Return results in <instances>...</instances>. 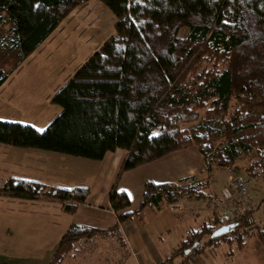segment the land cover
<instances>
[{
  "label": "trees",
  "instance_id": "trees-1",
  "mask_svg": "<svg viewBox=\"0 0 264 264\" xmlns=\"http://www.w3.org/2000/svg\"><path fill=\"white\" fill-rule=\"evenodd\" d=\"M89 1L112 13L113 34L53 94L50 102L60 113L43 132L0 121V144L92 161L123 150L118 176L193 147L206 177L145 181L132 210L126 192L113 183L107 200L115 224L107 229L70 224L47 264H62L82 240L118 233L133 218L142 221L146 206L218 200L202 191L214 168L244 161L248 175L264 178V0H0V23L2 13L9 21L6 46L21 63ZM181 29L184 36L178 35ZM7 79L0 69V87ZM190 120L198 123L182 129ZM89 193L88 187L64 189L17 177L0 188L2 197L50 201L68 215ZM236 208L238 217L228 222L226 214L212 211L187 232L177 253L184 255L205 237L212 246H228V256L242 250L259 229L252 214ZM222 226L230 227L228 233L212 238ZM258 238L263 241L261 234Z\"/></svg>",
  "mask_w": 264,
  "mask_h": 264
},
{
  "label": "rangeland",
  "instance_id": "rangeland-1",
  "mask_svg": "<svg viewBox=\"0 0 264 264\" xmlns=\"http://www.w3.org/2000/svg\"><path fill=\"white\" fill-rule=\"evenodd\" d=\"M2 16L3 19L0 23V69L8 75V79L0 87V121H11L27 124L35 129H44L60 113V108L50 102L51 97L73 75L74 71L100 48L105 39L113 34L115 18L99 2L89 1L82 4L68 14L52 34L20 63L17 51L8 48V43L6 46L5 39L8 36L9 21L5 13H2ZM186 33L185 29H181L178 35L184 36ZM197 123L198 121L190 120L186 124H182L181 128L187 129L196 126ZM182 151V164L177 165L176 168L181 165L183 168L191 161V154H196L193 147L177 152ZM106 155L105 160L101 162L0 144V188L8 177L20 178L21 175H29L40 177L49 182L50 185L64 189L88 187L92 194L97 195L99 193L105 195V190L116 183L118 190L128 191L127 193L133 199L136 195L134 185L140 183L143 177L151 176L155 179L157 175L162 176L154 171L152 162L118 176L120 154L110 152ZM245 165L244 161H239L237 164L226 168H214L209 177L208 186L202 191L206 194L216 195L218 200L186 199L182 201L181 203L185 202V204H181V207L186 212L185 217L180 219L183 225H177V222L176 226L174 223L171 234L154 233V229L150 226L154 219L150 216L146 222V228L140 233L142 238L149 240L151 239L150 233H152L154 237L153 246L157 249L162 248V251L165 249L164 251L167 252L169 248L172 249L182 239L185 233V225L189 223L192 225L196 221L193 224V227H196L203 221L207 213L214 210L221 213L222 216L227 215L232 208L222 204V191L228 189L230 180L247 182L244 188L240 186L236 188V192L239 194L237 199L241 198V201L239 200L241 204L248 208L244 211L253 215L254 224L260 232H263L261 234L263 236L264 178L253 176L251 173L248 175L243 169ZM197 167L198 173H196V177L192 178H205L206 175L200 171L203 169L200 156L197 160ZM1 197L0 264H47L62 231H64L63 225L70 220L69 215L58 214L54 210H50L52 207H42L40 203L35 202L36 206L24 203L21 206L10 202L14 198L6 201L9 197ZM236 210L234 212L239 215ZM192 212H194V217H192ZM197 214L201 219L195 220ZM103 216L107 218L108 215L104 214ZM125 234L126 238L120 236L118 239L109 240L119 243L118 259L120 262L117 263L116 261L115 264H136L133 258H128L130 248L127 242L130 239V234L127 233L126 229ZM122 239L126 245L121 243ZM254 243L264 254V241L260 243L255 235L250 234L246 239V251L242 253L243 255L234 261H228L227 264H241L239 260L243 262L244 259L250 264H264L260 261L259 252ZM206 246L204 253L210 254L211 258L214 259L213 261H218L217 255L211 252V247ZM223 249L226 250V247L223 246ZM220 250L221 248H218V251ZM78 252L80 255H77ZM83 253L84 251L78 248L72 252L69 261L72 264H87L86 256L81 255ZM183 257L182 260L176 259L175 264L180 260L182 261L180 264H194L192 260ZM247 257H252V259L249 260ZM101 259L102 262H99ZM106 259L107 257H100L96 260V264H109ZM207 263L208 261H206Z\"/></svg>",
  "mask_w": 264,
  "mask_h": 264
},
{
  "label": "crops",
  "instance_id": "crops-1",
  "mask_svg": "<svg viewBox=\"0 0 264 264\" xmlns=\"http://www.w3.org/2000/svg\"><path fill=\"white\" fill-rule=\"evenodd\" d=\"M111 153H117L120 154V162L125 156V152L123 150H115L114 152ZM182 152H176L172 153L170 155H167L165 157H162L154 162L152 164L154 165V171H157L162 176L157 175V177L151 178L150 177H143L142 181L139 183H136L135 190H136V195L138 193V196L135 195V197L132 199L130 195L127 193L128 191L124 189H120L122 191H125L129 200H130V209H134L137 207L138 202L140 201V195L142 192V187L145 181H152L155 183H165V182H177L182 179L186 178H192L196 177V173H198V167H197V160L199 159V156L196 152V154H191V161L187 163V165H184L183 168L181 166L179 168H176L177 165L182 164ZM188 155V154H186ZM107 155L104 156V158L101 160L103 162ZM185 157V156H184ZM184 159V158H183ZM119 162V165H120ZM151 164V163H148ZM145 164V165H148ZM142 165V166H145ZM142 166H139L137 168H141ZM174 166V167H173ZM119 168V167H118ZM136 168V169H137ZM134 170V169H133ZM132 170V171H133ZM12 176V175H11ZM18 178V177H17ZM21 179H28V180H34L38 181L40 183L50 185L49 182L41 179L40 177L37 176H29V175H21ZM159 178V179H158ZM154 180V181H153ZM117 186V184H116ZM111 187V186H110ZM109 187V188H110ZM109 190V189H108ZM108 190H105V195L103 193L97 194H92L90 191L89 196L86 198L83 204L79 205L77 208V211L73 215H69L70 220L66 222L63 226L65 230L70 224H79V225H85V226H90L93 228H98V229H107L112 227L115 224V216L112 211L108 209V200H107V193ZM1 198H7V197H1ZM12 198L6 199V201L11 200ZM187 198H184L182 200L177 201L174 204H168L166 202H161L158 206H146L143 209V220L139 221L136 218L131 219L129 222L126 224L121 225L119 228V232L106 235V236H96L88 241H80L76 244L74 251L79 249H82L84 251L82 256H86V261L87 264H96V260H98L100 257H107V261L109 264H115L116 261L117 263L120 262L118 259V248H119V243L112 242L109 240H112L113 238H119L120 236H124L126 238L125 234V229L127 233H129V241L127 242V245H129V255L128 258H133L136 262V264H174L176 259H181L184 258L183 256L185 255H179L177 253V247L180 244V241L185 238L187 232L191 229H196L202 222H204L210 213L206 214V217L203 219V221L200 224H197L196 227H193L194 223L192 225L189 223L185 225V233L184 236H182V239L177 242L173 248H169L167 252L164 250L162 251V248L157 249L156 247L153 246L152 240H153V235L152 233L149 240H146L145 238H142V235L140 234L144 229L146 228V222L148 221V217H153L154 220H152V223L150 226L154 229V233L157 234H165L169 233L171 234V230L175 225H183V223L180 222V219L185 217L186 212L183 207H181L182 201L186 200ZM2 200V199H1ZM196 200V199H195ZM11 203H17L18 205H23L24 203H29V205L36 206L34 203H40L41 206L43 207H52L50 210H54L56 213L60 214L62 210L60 209V205L57 203H52V202H46V200H22V199H14L10 201ZM39 204V205H40ZM214 210V209H213ZM194 212H192V217H194ZM254 213V211H253ZM104 214H107V218H104ZM68 215V214H67ZM220 218L222 216H219ZM199 214L196 215L195 220H198ZM201 219V218H200ZM254 219V218H253ZM52 225L54 223L52 222ZM176 225V226H177ZM149 226V225H148ZM149 226V227H150ZM256 233H251L255 235L258 238V234H263V232H258ZM63 233V231H62ZM183 233V232H182ZM249 236V235H248ZM247 239V238H246ZM259 239V238H258ZM260 243H263L264 241V235H263V241L261 239ZM121 242V241H120ZM122 244L126 245V242L122 239ZM246 244V240H245ZM255 247L258 249L257 245L254 243ZM123 246V245H122ZM223 246L226 247V250L223 249ZM206 247H211V252L217 255L218 261H213L214 259L211 258L210 254H205L204 250L202 253L196 255L192 261L194 264H206V261H208L207 264H227L228 261H234L235 259L241 257L245 251L246 247L240 251H235L232 256H228V251L229 248L228 246L222 244L219 247L212 246L211 244H208ZM218 248H221L220 251H218ZM171 249V251H169ZM259 252V258L261 262H264V254L261 252V250L258 249ZM77 255H80L79 252ZM88 255V257H87ZM179 255V256H178ZM91 256V257H90ZM72 257V253L66 257L64 262L62 264H67L71 263L69 259ZM80 257V256H79ZM246 257V256H244ZM249 260L252 259V257H247ZM75 259V258H74ZM104 260V259H103ZM83 257H82V262H83ZM241 264H250L247 263V261L244 259L239 260ZM102 262V259L99 261ZM98 263V262H97ZM72 264V263H71ZM188 264V263H187Z\"/></svg>",
  "mask_w": 264,
  "mask_h": 264
},
{
  "label": "built area",
  "instance_id": "built-area-1",
  "mask_svg": "<svg viewBox=\"0 0 264 264\" xmlns=\"http://www.w3.org/2000/svg\"><path fill=\"white\" fill-rule=\"evenodd\" d=\"M240 181L241 180H230L228 189L222 191L223 192L222 204L227 206V207L232 208V210L230 209V212H228L226 217L223 219V222H228V221L233 220L234 218L238 217V214L236 212H234V210H236V209H234V205L236 207H239L241 210H247L248 209L246 206H244V204H241V202H240L241 198L237 199L239 194H237L238 192H236V188L238 186L244 188V186L247 185L246 184L247 182H245V181L240 182ZM231 204H233V205H231ZM208 239L209 238H206V239H203L202 241L196 242L193 246V249H191L185 253L184 256L187 258V260H192L196 255L202 253L204 250V247L207 245V243L209 241ZM180 261L177 262L176 264H180Z\"/></svg>",
  "mask_w": 264,
  "mask_h": 264
},
{
  "label": "water",
  "instance_id": "water-1",
  "mask_svg": "<svg viewBox=\"0 0 264 264\" xmlns=\"http://www.w3.org/2000/svg\"><path fill=\"white\" fill-rule=\"evenodd\" d=\"M229 229H230L229 226H222V227L218 228L217 230H215L212 233L211 237L212 238H218V237L228 233Z\"/></svg>",
  "mask_w": 264,
  "mask_h": 264
},
{
  "label": "snow or ice",
  "instance_id": "snow-or-ice-1",
  "mask_svg": "<svg viewBox=\"0 0 264 264\" xmlns=\"http://www.w3.org/2000/svg\"><path fill=\"white\" fill-rule=\"evenodd\" d=\"M225 24H227L228 23V21L227 20H225V21H223ZM37 131L38 132H43L44 131V129H37ZM154 135H155V133H154Z\"/></svg>",
  "mask_w": 264,
  "mask_h": 264
}]
</instances>
